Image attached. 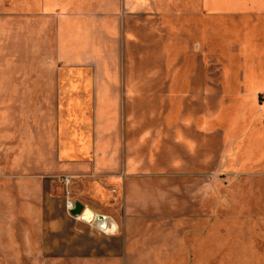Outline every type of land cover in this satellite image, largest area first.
Wrapping results in <instances>:
<instances>
[{
    "label": "rangeland",
    "instance_id": "obj_1",
    "mask_svg": "<svg viewBox=\"0 0 264 264\" xmlns=\"http://www.w3.org/2000/svg\"><path fill=\"white\" fill-rule=\"evenodd\" d=\"M45 1L47 14L43 0L15 2L13 50L21 71H53L49 173L30 187L33 179L20 172L18 221L11 227L5 211L0 220V264H202L203 236L210 231L208 260L219 264L215 230L260 227L254 203L260 189L250 171L227 165L237 136H230L219 114L234 93L221 87L217 51L204 57L189 49L197 29H188L187 1L174 0V19L173 0ZM66 19H75L79 30L87 27L88 40L99 45V52L86 54L90 60L72 65L59 57V21ZM43 25L51 37V50L44 53L40 43L27 39L29 29L39 35ZM247 41L253 55L264 54V27ZM172 42L178 44L173 57ZM242 42L235 38L230 45L226 67L233 71L243 68ZM106 67L115 73L114 87L105 93L110 107L100 116L99 93L86 86L89 70ZM256 101L264 102V94ZM78 168L83 174L71 172ZM8 178L2 179L3 197L14 191ZM43 195L50 217L64 212L70 225L59 220L49 227L41 219ZM68 201L116 226L105 232L93 219L78 220ZM28 205L36 212L34 222L25 218Z\"/></svg>",
    "mask_w": 264,
    "mask_h": 264
},
{
    "label": "crops",
    "instance_id": "obj_2",
    "mask_svg": "<svg viewBox=\"0 0 264 264\" xmlns=\"http://www.w3.org/2000/svg\"><path fill=\"white\" fill-rule=\"evenodd\" d=\"M186 1L185 18L188 29H197L192 31V38L187 43L189 49L192 53L204 57L217 51L216 53H219L217 58L222 63V67L218 69L223 77L221 87L234 93L231 95L234 100H231L226 109L219 114L220 119L228 124L230 136L233 134L237 136L229 146L230 156L227 157V165L241 171H250L254 180L253 187L260 189L254 201L259 208L256 218L262 221L260 227L215 230L219 237L217 240L219 264H264V102L256 101L259 94H264V54L253 55L247 48L249 43L247 40H252L257 31L264 27V0ZM15 2L17 0H11L9 5L5 0H0V220L4 219L2 214L5 211L8 217L6 216L4 221L10 220L11 227L19 218L17 179L20 172L26 171L25 177L33 179L29 183L30 187L39 183L36 179L49 173L47 157L50 151L49 122L53 74L50 67L27 68L22 71L17 67L18 54L13 50V45L18 40L19 27ZM46 4L49 2L43 0L42 11L47 14L46 10L51 9ZM177 7L173 0L171 5L173 19L179 17ZM6 10L10 13L4 14ZM46 17L42 19L45 20ZM43 28L42 34L39 35L33 32L30 35L31 29L28 28L27 39L40 43L44 53L45 50H51V37L45 25ZM86 31L87 27H80L79 30L75 19L59 21V57H64L69 64L75 65L90 60L86 54L99 52V45L91 44ZM235 38L243 41L238 56L244 62L243 68L233 71L226 67L228 66L226 63L230 62L232 56L230 45ZM213 43L222 50H218ZM176 45L178 44L175 42L170 45L171 57L175 53ZM78 57L81 58L77 59ZM89 72L92 80L86 87L93 95L94 92L99 93V99L98 95L96 96L95 107L101 109L100 116H104L103 109L110 107L107 101L109 97L105 93L113 89L115 73L107 67L91 69ZM57 75H60L59 70ZM137 75L141 81L145 77V72L140 70ZM137 75H134V78ZM232 82L236 88H233ZM237 92L240 94L237 95ZM248 98L250 100H247ZM74 171L78 174L84 172L81 168L72 169L71 172ZM29 172L33 175L29 176ZM4 177H9L14 188L12 194L8 195L6 192L5 197L2 194ZM46 203L48 204L47 197L43 195L41 219L47 221L49 227L52 224L56 226L59 220H65L70 225L71 220L64 212L60 217L52 219L46 209ZM25 213L27 220L34 222L37 219L35 210L29 205ZM210 235L211 231L203 236L202 264H210L207 252L211 243Z\"/></svg>",
    "mask_w": 264,
    "mask_h": 264
},
{
    "label": "bare ground",
    "instance_id": "obj_3",
    "mask_svg": "<svg viewBox=\"0 0 264 264\" xmlns=\"http://www.w3.org/2000/svg\"><path fill=\"white\" fill-rule=\"evenodd\" d=\"M230 139V138H229ZM100 216H102V215H95L94 216V214H92V212H90L88 209H85L84 210V212H83V214L81 215V216H79V218H77V219H81V220H85V221H87V222H91L92 221V219L96 222V224H98L100 227H102V226H104L105 227V225L108 227V226H112V227H115L116 225L112 222V221H110L109 219H108V217H106V216H102V217H104L102 220H99L98 219V217H100ZM108 220L110 221L109 222V224H108ZM210 246V245H209ZM208 246V247H209ZM204 250V249H203Z\"/></svg>",
    "mask_w": 264,
    "mask_h": 264
},
{
    "label": "water",
    "instance_id": "obj_4",
    "mask_svg": "<svg viewBox=\"0 0 264 264\" xmlns=\"http://www.w3.org/2000/svg\"><path fill=\"white\" fill-rule=\"evenodd\" d=\"M85 209V206L81 204L80 202L75 203V208L70 211V214L74 217L80 215ZM104 217L100 216L98 217L99 220H102Z\"/></svg>",
    "mask_w": 264,
    "mask_h": 264
},
{
    "label": "built area",
    "instance_id": "obj_5",
    "mask_svg": "<svg viewBox=\"0 0 264 264\" xmlns=\"http://www.w3.org/2000/svg\"><path fill=\"white\" fill-rule=\"evenodd\" d=\"M75 208V203L74 202H70V201H68L67 202V209L69 210V212L71 211V210H73ZM84 212V211H83ZM83 212L80 214V215H82L83 214ZM80 215H78V216H76V218H79V216ZM79 220V219H78ZM81 220V219H80ZM85 221V220H84ZM92 222H94V223H96L95 221H92ZM98 225V224H97ZM99 226V225H98ZM100 227V226H99ZM101 229H103V230H105V232H110V230H111V228H113L112 226H106L105 225V227L104 226H102V227H100Z\"/></svg>",
    "mask_w": 264,
    "mask_h": 264
}]
</instances>
